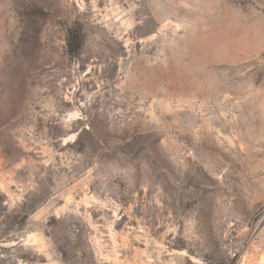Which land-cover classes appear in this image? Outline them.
Segmentation results:
<instances>
[{
    "label": "rangeland",
    "instance_id": "1",
    "mask_svg": "<svg viewBox=\"0 0 264 264\" xmlns=\"http://www.w3.org/2000/svg\"><path fill=\"white\" fill-rule=\"evenodd\" d=\"M0 264H264V0H0Z\"/></svg>",
    "mask_w": 264,
    "mask_h": 264
}]
</instances>
